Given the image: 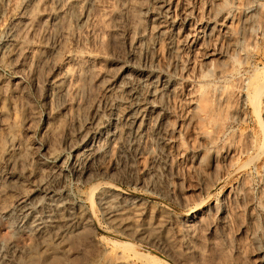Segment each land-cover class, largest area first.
Masks as SVG:
<instances>
[{
  "label": "rangeland",
  "instance_id": "obj_1",
  "mask_svg": "<svg viewBox=\"0 0 264 264\" xmlns=\"http://www.w3.org/2000/svg\"><path fill=\"white\" fill-rule=\"evenodd\" d=\"M0 264H264V0H0Z\"/></svg>",
  "mask_w": 264,
  "mask_h": 264
},
{
  "label": "bare ground",
  "instance_id": "obj_2",
  "mask_svg": "<svg viewBox=\"0 0 264 264\" xmlns=\"http://www.w3.org/2000/svg\"><path fill=\"white\" fill-rule=\"evenodd\" d=\"M133 119H134V118H133ZM27 209H28V207L24 205V206L22 207L21 210H22V211H25V210H27ZM32 224H33V223H32Z\"/></svg>",
  "mask_w": 264,
  "mask_h": 264
}]
</instances>
